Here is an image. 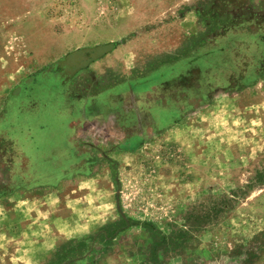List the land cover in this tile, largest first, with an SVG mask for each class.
Masks as SVG:
<instances>
[{
	"label": "rangeland",
	"instance_id": "374dc122",
	"mask_svg": "<svg viewBox=\"0 0 264 264\" xmlns=\"http://www.w3.org/2000/svg\"><path fill=\"white\" fill-rule=\"evenodd\" d=\"M0 41V264H264V0H0Z\"/></svg>",
	"mask_w": 264,
	"mask_h": 264
},
{
	"label": "crops",
	"instance_id": "0c3cea01",
	"mask_svg": "<svg viewBox=\"0 0 264 264\" xmlns=\"http://www.w3.org/2000/svg\"><path fill=\"white\" fill-rule=\"evenodd\" d=\"M14 50H16L18 48H20V44L18 42H16V40H14ZM4 45L5 43H2L0 41V117L2 116L3 114V110H4V101L7 99V97L9 96V94H14L18 85H19V82L17 80V75L20 71H22L21 69L24 68V67H21L22 65H20V69H17V66H16V59L15 58L16 56L14 55V53H11L9 56V58H7L8 56H6L4 54V51H2L4 48ZM21 49V48H20ZM19 49V50H20ZM21 55V54H20ZM187 58L177 62L174 66L172 67H169V69L171 70H178V72L174 75L175 77H178L181 73H180V70H181V67H184L185 64L189 63L188 60H186ZM51 60H47L46 63L43 62V65L44 67L45 66H48L50 63ZM65 62L66 60L62 61V65H65ZM32 63H34L33 61H31L30 64L27 65L26 67V71L27 72H31L30 70V67H32ZM51 69V72L58 78L60 79V82H62V84L66 83V77L64 74H62V76L60 75V73L58 71H56L55 69H52L51 67H49ZM145 81V80H144ZM144 81H142L140 84H138L137 86L140 87L141 85H143ZM146 81L149 82V79H146ZM128 82H131L132 81H128ZM161 84L159 83H151V85L149 86L148 89H142V88H137V90H134L133 86L130 85L128 86L129 88L127 90H124V91H117L116 92V96H115V100L114 102L119 104L120 100H126L128 101L130 97H134L135 95H138V96H144L148 93H150V89L152 87H155V86H161ZM114 87L108 89L111 91V89H113ZM107 90V91H108ZM103 92V91H102ZM101 92V93H102ZM100 94V93H98ZM66 96L70 102V100L72 99V96H71V92L70 90L68 89V91L66 92ZM94 99V96H89V97H84L82 99H79V100H85L84 102H89L90 100ZM113 102V101H112ZM128 104V103H127ZM159 105L161 106H165L163 103H159ZM172 106L175 107V115L176 117L174 118V123H177V122H180L181 120V108L182 106L181 105H176L175 103L172 104ZM149 108H151L150 105H148V110H150ZM121 113V114H119ZM112 116V115H111ZM135 112H134V107L133 105L131 104L130 106V109L128 108L126 111L125 110H122L121 109V112L117 111L115 114H114V118L118 121L119 117H124V119L126 120V129L127 130H130L132 132L131 136H134V128H133V125H129V117H133V119L135 118ZM133 119H132V122H133ZM84 121L86 122V118L84 119ZM76 124V123H74ZM134 124V123H133ZM84 131H86V125L84 126L82 132L84 133ZM77 133V132H76ZM80 137H81V132L79 133L78 136H76L72 142L77 146L78 144H80ZM85 137V136H84ZM128 137V139L130 138ZM127 139V140H128ZM126 140V142H127ZM140 140V139H139ZM137 142V141H136ZM124 143V142H123ZM131 143H133V141H131ZM122 144V143H121ZM139 144V141L137 143H135V146H137ZM118 145V144H117ZM77 154H79V152L77 151Z\"/></svg>",
	"mask_w": 264,
	"mask_h": 264
},
{
	"label": "trees",
	"instance_id": "16d2710c",
	"mask_svg": "<svg viewBox=\"0 0 264 264\" xmlns=\"http://www.w3.org/2000/svg\"><path fill=\"white\" fill-rule=\"evenodd\" d=\"M10 149L13 150L12 145L10 146ZM118 232H115L114 234L111 235L112 238H114L117 235Z\"/></svg>",
	"mask_w": 264,
	"mask_h": 264
}]
</instances>
